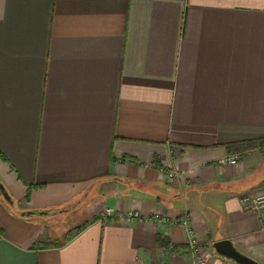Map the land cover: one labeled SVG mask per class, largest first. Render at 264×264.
I'll use <instances>...</instances> for the list:
<instances>
[{"label": "crops", "instance_id": "crops-1", "mask_svg": "<svg viewBox=\"0 0 264 264\" xmlns=\"http://www.w3.org/2000/svg\"><path fill=\"white\" fill-rule=\"evenodd\" d=\"M261 139L264 0H0V264H194L187 215L202 261L264 264V154L227 148Z\"/></svg>", "mask_w": 264, "mask_h": 264}, {"label": "built area", "instance_id": "built-area-1", "mask_svg": "<svg viewBox=\"0 0 264 264\" xmlns=\"http://www.w3.org/2000/svg\"><path fill=\"white\" fill-rule=\"evenodd\" d=\"M237 159L238 157L234 156V158L230 159L228 163L231 165H234L237 163ZM168 175L170 177H173L177 175V173L175 171H169ZM243 209L245 212H248V213L261 212L262 210H264V196H258L256 198H245L243 200ZM103 215H104V218H103L104 220L112 217L114 215L113 209L106 208ZM133 218H140V215L137 212H129L126 215V219L128 221L132 220ZM146 220H152L154 222H166L167 221L165 218H162L160 216H154ZM180 223L186 228L187 235H188V252L190 256L192 257L194 264H207L205 261H202L198 256L202 245L196 239L194 235V231L191 228L190 216L188 215L185 216L181 220Z\"/></svg>", "mask_w": 264, "mask_h": 264}, {"label": "rangeland", "instance_id": "rangeland-1", "mask_svg": "<svg viewBox=\"0 0 264 264\" xmlns=\"http://www.w3.org/2000/svg\"><path fill=\"white\" fill-rule=\"evenodd\" d=\"M264 154V150H262ZM102 189L95 186L88 195L91 199L93 196L100 195ZM98 197V196H97ZM70 205L65 206L64 210L62 212H57L55 215H44V216H38L36 217L37 220L43 222L47 228L54 230L57 234H59V240L60 241H54V242H47V243H53V244H61L62 242H66V238L68 235V232L71 230H74L78 227H74V218L79 213L80 210H83L85 207L80 205L76 206L77 208L69 209ZM68 208V209H67ZM61 207L56 209V211H59ZM67 209V210H65ZM101 220H104V215L102 214L99 216Z\"/></svg>", "mask_w": 264, "mask_h": 264}, {"label": "water", "instance_id": "water-1", "mask_svg": "<svg viewBox=\"0 0 264 264\" xmlns=\"http://www.w3.org/2000/svg\"><path fill=\"white\" fill-rule=\"evenodd\" d=\"M0 196L4 198L6 202L9 204H13L12 198L9 195V193L6 191L4 185L0 182ZM42 214H46L49 212H40ZM54 213V212H51ZM28 215H31L32 212L29 211L27 212ZM22 216L25 214L22 212ZM212 248L214 249L215 253L229 261L234 262L235 264H261L254 258L244 254L240 250L236 248L234 245L233 241L230 239H224V240H219L215 241L212 244Z\"/></svg>", "mask_w": 264, "mask_h": 264}, {"label": "trees", "instance_id": "trees-1", "mask_svg": "<svg viewBox=\"0 0 264 264\" xmlns=\"http://www.w3.org/2000/svg\"><path fill=\"white\" fill-rule=\"evenodd\" d=\"M228 150L230 152L240 153L244 154L248 151H251L253 149H259L264 150V139L261 140H255V141H248V142H241V143H234L227 146ZM87 226V224H84L74 230H71L68 232L66 242L72 240L74 237H76L81 231ZM157 241L160 245L167 248L169 246V241L161 236L157 237ZM60 245V244H59ZM36 248H47V247H54L58 246V244L53 243H47V242H39L34 245Z\"/></svg>", "mask_w": 264, "mask_h": 264}]
</instances>
